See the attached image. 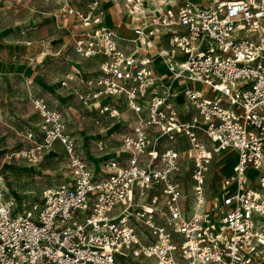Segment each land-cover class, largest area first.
<instances>
[{
    "label": "built area",
    "instance_id": "1",
    "mask_svg": "<svg viewBox=\"0 0 264 264\" xmlns=\"http://www.w3.org/2000/svg\"><path fill=\"white\" fill-rule=\"evenodd\" d=\"M54 1L69 34L58 84L80 119L121 122L118 148L92 169L35 98L42 143L65 145L68 174L26 207L0 199V264H264V0H113L129 36L100 0ZM229 151L236 162L206 206L198 177L210 152ZM182 156L195 163L189 209L172 177Z\"/></svg>",
    "mask_w": 264,
    "mask_h": 264
},
{
    "label": "rangeland",
    "instance_id": "2",
    "mask_svg": "<svg viewBox=\"0 0 264 264\" xmlns=\"http://www.w3.org/2000/svg\"><path fill=\"white\" fill-rule=\"evenodd\" d=\"M11 9L12 13L0 16V199L13 200L19 207H26L37 200L44 188L60 183L68 174L65 145L58 139L51 144L42 143L43 131H39V124L43 117L33 106V100L47 99L46 82L62 71L55 51L69 34L54 29L45 0H12ZM110 13L113 17L116 15L111 6ZM42 52L46 54L41 55ZM55 88L59 91V85ZM55 98L57 96L50 94L46 100L48 108L60 113L63 132L74 137L75 149L90 159L89 166L98 168L103 157L117 150L121 122L114 120L110 127V120L102 119L100 126H96L90 114L83 120L77 113L66 114L58 108ZM106 125L108 129L99 131ZM29 132L38 135L29 136ZM100 134L112 142L102 151H98L93 143ZM181 139L182 144L173 145L178 150L189 147L185 136ZM196 152L197 149L192 150V153ZM210 156L209 162L204 163L206 169L202 172L201 182L206 206L212 205L215 197L221 194V179L236 162V154L231 151L210 152ZM178 167L172 177L182 189V201L189 209L193 200L191 187L196 183L191 177L195 163L182 156Z\"/></svg>",
    "mask_w": 264,
    "mask_h": 264
},
{
    "label": "crops",
    "instance_id": "3",
    "mask_svg": "<svg viewBox=\"0 0 264 264\" xmlns=\"http://www.w3.org/2000/svg\"><path fill=\"white\" fill-rule=\"evenodd\" d=\"M9 2L10 5H4L2 6L0 4V16L6 15L9 12L12 13V0H0V3L3 2ZM101 4L105 10V22L110 26H115L118 23H121L122 25L118 27V32L122 35L129 36L131 35V27L133 26L132 20L124 14L117 3H114L113 0H100ZM45 4L49 6V9L47 10V14L49 15L52 24L54 26V29L58 32H65L63 29H59L56 27L54 20L52 18V12L55 10V1L54 0H45ZM110 6L113 7L116 11V15L113 17V15L110 13ZM10 9V10H9ZM68 44H69V37L64 41L63 45L60 47V49L56 50L55 54L56 57H59L60 63L62 64V71L59 73L58 76L50 77L48 81L46 82V89L49 91V94L47 96V101L49 99L50 94H54L57 96L55 98L56 102L58 103V108L65 111L66 114L71 113L72 115L74 113L78 114L79 112L75 111L74 107L79 108L78 102L72 97L66 96L64 94L63 89L59 86V91L55 88V85H59L58 81L61 78L62 74L67 70V63L65 61V56L68 52ZM46 52H42L41 55H45ZM101 59V56H98L93 59H88L84 62V65L88 68H95L98 64V61ZM38 63V61H36ZM160 71L165 72V68L163 66H159ZM51 99V97H50ZM179 102H181V97L178 99ZM182 108V105L180 106ZM98 167V166H97ZM97 169V168H96Z\"/></svg>",
    "mask_w": 264,
    "mask_h": 264
},
{
    "label": "bare ground",
    "instance_id": "4",
    "mask_svg": "<svg viewBox=\"0 0 264 264\" xmlns=\"http://www.w3.org/2000/svg\"><path fill=\"white\" fill-rule=\"evenodd\" d=\"M206 153V150L204 148L201 149H197V152L195 153L196 155H201ZM198 164H200L202 166V163L200 162V160H198ZM199 181L202 182V176H199Z\"/></svg>",
    "mask_w": 264,
    "mask_h": 264
}]
</instances>
